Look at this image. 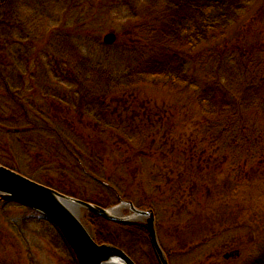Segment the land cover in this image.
Masks as SVG:
<instances>
[{"label":"rangeland","instance_id":"rangeland-1","mask_svg":"<svg viewBox=\"0 0 264 264\" xmlns=\"http://www.w3.org/2000/svg\"><path fill=\"white\" fill-rule=\"evenodd\" d=\"M91 2L83 5L98 15V21L84 23L83 35L95 41V46L83 51L85 56L103 60L111 50L108 60L125 66L127 61L115 56L116 49L125 48L126 56L134 58L147 41L117 10L108 16V0ZM248 8L243 24L255 26L249 38L263 41L264 16L258 14L264 12V0H252ZM61 16L69 20L68 15ZM112 32L117 40L105 50L100 44ZM42 35L20 39L17 45L21 47L13 51L14 62L21 68H12H20L26 85L18 93L12 90L13 97L0 95V162L83 202L99 200L111 207L126 202L139 210L153 209L169 264H237L263 248L264 138L256 144L255 139L253 144L244 142L233 154L222 143H214L212 133L205 134L203 114L186 96L149 86L103 100L101 112L113 127L80 118L66 100H54L55 94L69 95L67 82L52 72L45 80L31 76L29 69L38 74L40 68L42 74L56 68L47 58L38 63L50 32ZM6 56L5 77L11 63ZM191 71L195 73V68ZM32 122L38 124L34 135ZM73 153L84 161V168ZM122 212L130 214L128 208ZM87 219L83 211L81 220L90 229ZM58 231L38 213L16 204H0V264H76V256ZM110 246L136 264H161L136 246L132 255Z\"/></svg>","mask_w":264,"mask_h":264},{"label":"trees","instance_id":"trees-1","mask_svg":"<svg viewBox=\"0 0 264 264\" xmlns=\"http://www.w3.org/2000/svg\"><path fill=\"white\" fill-rule=\"evenodd\" d=\"M251 1L108 0L105 6L108 16L117 10L147 41L134 58L126 56L125 48H115V56L127 61L123 66L108 60L111 50L105 53L106 59L97 61L83 52L95 46L94 39L82 32L86 20L98 21V15L83 5L92 4L91 0H0V95L13 97L25 88L21 66L14 62L13 54L21 47L17 45L20 39L39 32L44 37L45 32H50L37 58L38 63L47 58L56 68L48 74L43 72L44 75L40 68L38 74L29 69L33 72L31 76L45 80L52 72L59 81L67 82L71 88L69 95L55 94L54 100L61 103L66 100L80 118H91L110 128L113 126L105 122L106 116L101 112L103 100L131 95L140 87L173 90L186 96L201 111L205 134L212 133L214 143H222L224 149L236 154L244 142L248 145L255 139L256 144L264 138V40L250 39L255 26L251 22L243 24ZM62 13L69 20H64ZM258 16L263 17L264 12L260 10ZM59 22L60 29H48ZM100 46L111 49L104 44ZM63 55L68 56L67 60ZM5 56L11 62L7 78L6 70L2 69ZM30 63L29 60L25 64ZM14 65L20 68H12ZM199 72L203 76H198ZM31 124L34 135L38 124ZM63 146L68 151L65 142ZM72 155L82 168L86 166ZM0 164L12 169L3 162ZM85 201L103 208L112 205L99 200ZM88 225L99 245H114L129 255L136 246L146 251L154 263L158 262L145 224L116 223L89 213ZM260 249L237 264H264V246Z\"/></svg>","mask_w":264,"mask_h":264},{"label":"water","instance_id":"water-1","mask_svg":"<svg viewBox=\"0 0 264 264\" xmlns=\"http://www.w3.org/2000/svg\"><path fill=\"white\" fill-rule=\"evenodd\" d=\"M116 40V35L112 32L104 37V44L113 45ZM3 202L24 206L51 221L71 247L78 264H136L118 248L98 245L81 220L83 211L97 214L111 222L146 224L157 258L161 264H169L167 255L161 248L155 214L151 210H139L132 203L126 202L104 209L63 195L0 165V204ZM123 208H128L130 214L124 215Z\"/></svg>","mask_w":264,"mask_h":264}]
</instances>
